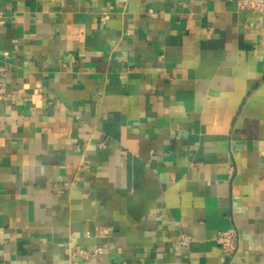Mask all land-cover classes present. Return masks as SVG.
<instances>
[{"label":"crops","instance_id":"crops-1","mask_svg":"<svg viewBox=\"0 0 264 264\" xmlns=\"http://www.w3.org/2000/svg\"><path fill=\"white\" fill-rule=\"evenodd\" d=\"M2 66L0 264H264V13L0 0Z\"/></svg>","mask_w":264,"mask_h":264},{"label":"built area","instance_id":"built-area-1","mask_svg":"<svg viewBox=\"0 0 264 264\" xmlns=\"http://www.w3.org/2000/svg\"><path fill=\"white\" fill-rule=\"evenodd\" d=\"M237 6L241 9H247L250 11L264 13V0H234ZM107 14L103 13L102 20L105 21ZM6 68L4 66L0 67V74L5 75ZM4 84V83H1ZM37 89L40 90L42 83L39 81L36 83ZM0 97H4V94H0ZM179 240L182 244L188 245L191 241V236L189 233L181 232L179 234ZM217 241L228 254V261H231L235 252L239 249L240 245V231L237 227H230L228 229L222 230L218 233ZM104 249L102 246L97 245L93 249H86L81 246H74L70 248L71 262L75 263L77 260V255L89 259L91 264H111L103 258Z\"/></svg>","mask_w":264,"mask_h":264}]
</instances>
